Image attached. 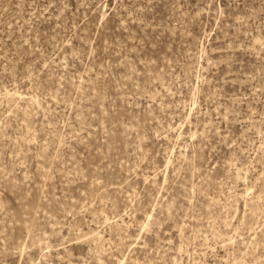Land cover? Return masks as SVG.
Segmentation results:
<instances>
[{
    "label": "rangeland",
    "instance_id": "obj_1",
    "mask_svg": "<svg viewBox=\"0 0 264 264\" xmlns=\"http://www.w3.org/2000/svg\"><path fill=\"white\" fill-rule=\"evenodd\" d=\"M0 264H264V0H0Z\"/></svg>",
    "mask_w": 264,
    "mask_h": 264
}]
</instances>
